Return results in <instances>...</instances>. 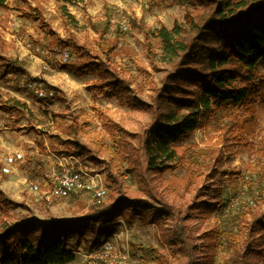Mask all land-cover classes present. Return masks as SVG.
<instances>
[{
	"label": "rangeland",
	"instance_id": "374dc122",
	"mask_svg": "<svg viewBox=\"0 0 264 264\" xmlns=\"http://www.w3.org/2000/svg\"><path fill=\"white\" fill-rule=\"evenodd\" d=\"M217 2L82 0L67 3L73 17L59 0L0 7L11 17L0 53L21 64L0 62V231L31 225L39 233L49 223L84 219L98 203L145 199L156 218L125 214L81 241L71 234L80 252L71 264H245L252 243L264 256V234L247 229L264 212V93L252 112H212L177 145V168L154 175L144 156L146 128L174 70L161 60L157 32L175 24L193 29ZM84 62L92 64L84 74L71 66ZM30 76L57 87V96L40 98L29 83L23 87L24 78L34 82ZM19 152L24 158L5 172L6 157ZM62 160L98 180L106 191L101 202L92 193L53 194ZM108 243L114 249L103 253ZM143 248L157 253L144 255Z\"/></svg>",
	"mask_w": 264,
	"mask_h": 264
},
{
	"label": "trees",
	"instance_id": "16d2710c",
	"mask_svg": "<svg viewBox=\"0 0 264 264\" xmlns=\"http://www.w3.org/2000/svg\"><path fill=\"white\" fill-rule=\"evenodd\" d=\"M59 1L63 3L64 14L73 17L67 3L82 0ZM259 1L218 0L214 9L193 21V29L175 24L171 29L163 26L158 30L157 36L162 41L161 60L174 70L167 74L159 93L160 111L145 131L143 149L149 172L160 175L177 168L182 157L177 145L200 128L215 110L253 111L258 97L264 93V1ZM0 7L6 9L7 0H0ZM10 23L8 13L0 15V47L7 42L4 31ZM76 47L81 50L79 54L84 52L80 46ZM103 49L105 53L112 50ZM5 60H8L6 67L21 66L16 59L9 60L0 53V62ZM71 66L84 74V69L92 64L84 62ZM47 87L53 93L45 98L54 99L57 87ZM119 200L109 205L98 203L84 219L49 223L48 228L39 233L37 227L31 225L3 228L0 231V264H70L76 260V250L69 243L71 234L77 233L81 241L87 231L99 234L97 224L106 228L125 214L140 219L148 214L156 218L159 214L145 199ZM247 224L249 234H264V212L255 214ZM253 246L254 243L247 246L245 264H260L257 261L264 258L261 250ZM142 251L151 256L157 253L149 248ZM255 255L259 258H253Z\"/></svg>",
	"mask_w": 264,
	"mask_h": 264
},
{
	"label": "built area",
	"instance_id": "2783aa9c",
	"mask_svg": "<svg viewBox=\"0 0 264 264\" xmlns=\"http://www.w3.org/2000/svg\"><path fill=\"white\" fill-rule=\"evenodd\" d=\"M68 57V54H65V58ZM29 87L34 88L35 93L40 98H45L48 93L52 94L53 91L44 85H37L36 82H29ZM22 152L9 155L6 157L7 165L4 166L3 170L5 172H10L11 166L16 164L18 160L24 158ZM62 166V169L59 175L56 176L53 184V194L58 197L71 198L76 196H83L86 193L94 194L98 201H102V197L105 195L106 191L103 187L100 188L99 182L97 179L91 177V175L84 171L83 169H76L73 165L64 163V161L59 162ZM36 188L39 185H35ZM114 249L111 243H108L104 246L102 250L103 253H109Z\"/></svg>",
	"mask_w": 264,
	"mask_h": 264
},
{
	"label": "crops",
	"instance_id": "0c3cea01",
	"mask_svg": "<svg viewBox=\"0 0 264 264\" xmlns=\"http://www.w3.org/2000/svg\"><path fill=\"white\" fill-rule=\"evenodd\" d=\"M28 78V77H27ZM27 78H24V79H22L21 80V85L23 86V87H27L29 84V80L27 79ZM34 78H36V77H34ZM32 80H34V82H37V79H32ZM28 84V85H27ZM29 87V86H28ZM75 253L77 254V253H80L78 250H76L75 251ZM71 264V263H70Z\"/></svg>",
	"mask_w": 264,
	"mask_h": 264
}]
</instances>
